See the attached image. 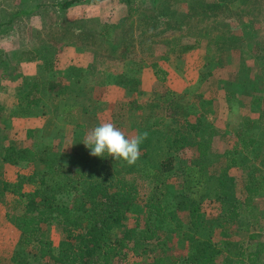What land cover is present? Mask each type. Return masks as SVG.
Returning a JSON list of instances; mask_svg holds the SVG:
<instances>
[{"label":"rangeland","instance_id":"obj_1","mask_svg":"<svg viewBox=\"0 0 264 264\" xmlns=\"http://www.w3.org/2000/svg\"><path fill=\"white\" fill-rule=\"evenodd\" d=\"M63 1L0 0V49L8 61L1 63L0 71L6 68L11 73L2 80L9 85L0 89V153L3 147L17 144L32 145L40 154L27 166L3 162L2 175L15 180L19 171L53 161L83 165L93 156L83 143L87 133L110 121L128 137L148 133L134 165L118 160L123 173L146 194L153 185L149 173L164 156L173 153L179 159L189 151L197 153L196 147L182 149L183 155L170 150L162 130L152 127L146 117L156 108V113L170 110L174 126L185 119L193 123L200 119L207 129H217L211 148L220 155L202 182V189L210 193L203 209L211 214L219 211L214 188L225 185L228 198L242 200L241 219L247 226L234 237L256 242L264 256V189L250 207L244 199L246 178L264 179V149L253 155L239 142L236 131L242 115L264 113L260 79L264 0H207L217 1L207 8L202 7L205 0H84L69 7ZM194 2L196 10L191 13ZM105 21L117 24L112 39L102 35ZM50 57L55 64L47 68ZM112 74V79L107 78ZM23 78L27 82L19 84ZM133 79L138 82L136 89L129 82ZM33 81L39 84V100L26 110L25 100L20 104L18 96ZM230 91L237 92L240 100L232 101ZM168 101L171 105L165 107ZM13 109L17 111L10 114ZM31 127L33 135L28 133ZM258 136L260 140L263 135ZM231 155L237 163L222 174ZM4 195L0 197V264H17L15 256L37 264L33 251L20 243L14 220L6 216L7 207L12 208L6 200L11 201L12 193ZM201 231L204 236H221L219 228ZM47 234L58 243L62 231L50 225ZM115 263L149 264L150 259L131 254ZM232 263L251 264L241 257H234Z\"/></svg>","mask_w":264,"mask_h":264},{"label":"trees","instance_id":"obj_2","mask_svg":"<svg viewBox=\"0 0 264 264\" xmlns=\"http://www.w3.org/2000/svg\"><path fill=\"white\" fill-rule=\"evenodd\" d=\"M83 1L64 0L62 5L69 7ZM216 5L217 1L202 3L204 8ZM190 10L191 13L196 10V2ZM114 26L117 24L105 21L102 35L112 39ZM50 58L46 61L47 68L55 64L53 57ZM2 62L8 61L3 59L0 49V65ZM160 71L164 70L157 69ZM10 74L6 68L0 71V89L9 85V82L2 84V80ZM260 79L264 83V74ZM26 82L23 78L19 84ZM129 82L132 88H138L136 79ZM38 85L33 81L18 96L20 104L25 100L26 110L39 100ZM236 93L230 91L232 101L237 99ZM169 105L171 101L165 107ZM16 111L13 109L10 114ZM170 112L156 113L155 108L146 118L152 120V127L162 130L170 150L183 155L182 149L196 147L197 153L189 151L179 159L173 153L164 156L149 173L153 185L146 194L136 180L123 173L121 161L107 153L103 157L92 156L75 167L61 161L48 162L29 172L19 171L15 180L4 177L0 168V197L6 191L12 193L11 201L6 200L7 206L12 207H7L6 216L14 220L20 230V243L33 251L37 264H116L131 254L136 258L148 256L149 264H233L234 257L246 258L251 264H264L262 249L256 242L234 237L238 230L247 228L242 223V200L238 196L228 198L225 185L216 186L214 196L219 201V211L211 214L203 209V201L210 193L206 187L202 189V182L208 177L209 166L220 158L211 148L217 129H207L200 119L195 123L185 119L180 126H174V114ZM65 116L73 120L70 111ZM242 116V123L236 129L239 142L256 155L264 149V113ZM77 124L82 123L77 121ZM28 133L33 135L34 128H29ZM258 133L263 135L260 140ZM48 146L52 147L50 143ZM39 158L38 149L32 145L9 144L0 153V166L3 162L27 166ZM228 160L222 174L237 163L235 155ZM244 185V199L250 207L254 197L264 189V179L250 175ZM50 225L62 231L58 243L47 234ZM205 227L219 228L221 236L202 235ZM14 259L17 264H30L17 256Z\"/></svg>","mask_w":264,"mask_h":264},{"label":"clouds","instance_id":"obj_3","mask_svg":"<svg viewBox=\"0 0 264 264\" xmlns=\"http://www.w3.org/2000/svg\"><path fill=\"white\" fill-rule=\"evenodd\" d=\"M145 131L141 135L128 137L110 121L101 122L91 129L83 140V143L91 149L93 156L114 157L115 160L123 159L128 165H134L140 158V145L147 139Z\"/></svg>","mask_w":264,"mask_h":264}]
</instances>
